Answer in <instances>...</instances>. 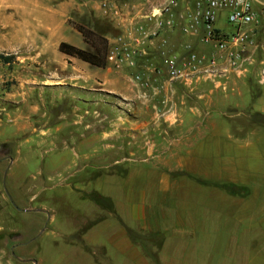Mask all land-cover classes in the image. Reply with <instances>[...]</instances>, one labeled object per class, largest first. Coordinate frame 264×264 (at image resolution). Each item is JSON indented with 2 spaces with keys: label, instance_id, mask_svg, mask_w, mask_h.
<instances>
[{
  "label": "crops",
  "instance_id": "0c3cea01",
  "mask_svg": "<svg viewBox=\"0 0 264 264\" xmlns=\"http://www.w3.org/2000/svg\"><path fill=\"white\" fill-rule=\"evenodd\" d=\"M93 3L95 16L108 19L122 32L117 20L104 16L97 2ZM123 3H126L124 21L127 24L146 22L144 16L150 14V3L145 0H124ZM183 9L184 3L178 10ZM179 12L173 17L175 28H165L147 46L148 55L139 61L143 66L124 67L125 73L109 67L103 70L93 67L61 53V42L57 45L56 56L73 62L77 70L73 75L85 94L96 97L105 90L112 95H123L132 110L122 128L128 131L123 149L118 146L122 141L119 132L101 134L97 118L93 119L96 123L82 127L83 133L63 139L65 146L77 148L80 160L76 171L71 166L66 168L65 185L72 189L75 175L89 168L99 172L97 169L102 166L96 165V160L101 156L115 158L121 155V149L125 162L119 167L126 175L121 177L109 171L121 164L115 160L103 166V173L107 175L97 182L96 193L108 201L111 209L96 203L99 212L85 233L96 247L104 248L111 257L115 254L117 261L124 264H152L132 239V231H139L164 236L158 250L160 264H258L251 263L250 259L264 258V238L262 243L257 241L261 238L259 233H264V145H260L264 135L256 133L261 125L251 115L264 113V86L257 87L262 94L259 96L257 88L253 89L244 80L246 76L262 77L261 64H255L239 78L229 73L213 79L198 77L188 83L169 81L166 70L160 69L159 73L145 74L154 80L152 90L141 89L133 80L137 73L146 72L145 63L161 61L162 51L170 54L179 51L184 55L186 47L191 46L202 53L199 39L181 32ZM17 24L22 32L30 25L29 22ZM116 37L107 38L112 43ZM10 46L14 52L27 48L34 53L31 58L35 61L40 58L46 65L49 62L50 48L46 40L20 36ZM130 81L135 84L131 85ZM256 101L259 105L255 110ZM85 105L88 104L78 103V106ZM96 105L100 104L91 103L93 109H98ZM204 110H212L213 114L209 116L207 112L203 116ZM252 142L257 143L258 149L253 151L254 162L247 165L239 150ZM202 149L214 151L222 162L214 158L209 165H202L199 159ZM246 174L254 177L253 191L247 196L230 193L221 186L246 188ZM198 179L210 183H199ZM262 190L260 196L257 192ZM251 200L254 204L247 205ZM245 209L250 211L244 213Z\"/></svg>",
  "mask_w": 264,
  "mask_h": 264
},
{
  "label": "rangeland",
  "instance_id": "374dc122",
  "mask_svg": "<svg viewBox=\"0 0 264 264\" xmlns=\"http://www.w3.org/2000/svg\"><path fill=\"white\" fill-rule=\"evenodd\" d=\"M93 2L95 0H0V264H124L117 261L115 254L111 257L104 248L96 247L85 233L99 212L96 200L103 199L96 193L99 188L97 182L107 175L103 173V166L113 164L115 160L121 161L116 165V170L110 168L109 171L121 177L126 175L119 166L123 167L125 162L121 149L124 148V135L128 131L122 128L127 124L126 119L130 118L131 105L127 104V98L123 95H112L105 90H101L96 97L85 94L73 75L77 72L73 62L67 58L59 59L55 54L60 42L94 51L76 28L79 25L90 27ZM25 22L30 25L25 26L22 32L17 23ZM217 26L230 30L224 17L219 18ZM20 36L48 42L50 52L47 65L40 58L36 61L31 58L34 53L27 48L14 52L16 50L10 44ZM202 49L204 55L213 50L206 44ZM2 55L11 57V62L5 63ZM178 55L179 51L170 56ZM143 58L138 60V64ZM257 58L264 60V39L260 40ZM150 64L144 65L147 67ZM261 66L262 77L246 76L244 80L248 85L254 84L255 89L264 86V82L259 84L264 81V64ZM108 67L121 73L126 71L125 68L117 70L108 60L107 66L101 69ZM134 82L130 81V84ZM136 84L145 90L154 87V84L147 88ZM256 91L259 96L262 95L258 88ZM195 100L200 101L198 98ZM80 102L88 105L78 106ZM94 102L100 104L95 106L98 109L92 108L91 103ZM258 105L256 101L255 110ZM211 111L204 110L203 116L207 112L211 116ZM256 113L264 115L262 112ZM254 114L251 117L254 118ZM96 118L100 120L101 134L119 132L121 155L115 158L101 156L96 160V165L102 166L97 169L99 172L89 168L79 175L73 173V183L71 179L68 180L71 189L65 185L66 168L71 166V170L76 171L80 160L77 148L65 146L63 139L70 134L83 133L82 127L96 123L93 121ZM258 128L256 133L264 135V125ZM262 144L264 140L261 139ZM244 147L239 154L243 162L251 165L254 162L253 151L258 149L257 143L252 142V145ZM214 158L218 163L222 162L214 151L202 149L199 152L202 165H209ZM6 171V188L13 201L19 208L30 211H20L11 203L4 188ZM198 180L199 183L207 181ZM253 180L252 174H246L248 185L244 196L253 191ZM257 193L262 196L263 190ZM104 203L105 208L111 209L108 201L104 200ZM246 203L249 206L254 204L252 200ZM34 209L45 210L50 217L42 211H31ZM248 211L250 209H245L244 213ZM239 213L243 212L239 210ZM131 234L142 253L149 257L152 264H157L158 237L139 231H132ZM259 235L261 238L258 237L257 241L262 243L264 233ZM250 262L264 264V258L260 261L251 258Z\"/></svg>",
  "mask_w": 264,
  "mask_h": 264
},
{
  "label": "built area",
  "instance_id": "2783aa9c",
  "mask_svg": "<svg viewBox=\"0 0 264 264\" xmlns=\"http://www.w3.org/2000/svg\"><path fill=\"white\" fill-rule=\"evenodd\" d=\"M104 16L117 20L122 32L110 43L107 60L117 69L137 67L138 60L148 55L147 46L152 45L165 28L173 29V19L181 4L185 9L179 12L181 32L199 39L202 45L213 50L203 54L186 47V54L170 56L161 52L169 81L185 83L194 78H218L229 73L237 77L245 75L250 66L264 64L257 58L260 40L264 39V0H145L152 5L146 22L124 21V0H95ZM166 17H169L168 19ZM224 17L230 30L217 26ZM145 73H138L134 81L147 88L153 85L149 75L159 73L153 64Z\"/></svg>",
  "mask_w": 264,
  "mask_h": 264
},
{
  "label": "trees",
  "instance_id": "16d2710c",
  "mask_svg": "<svg viewBox=\"0 0 264 264\" xmlns=\"http://www.w3.org/2000/svg\"><path fill=\"white\" fill-rule=\"evenodd\" d=\"M92 20L90 27H86L83 25L77 26L78 32L82 35L84 41L89 44L94 51L86 50L80 47H77L71 43L68 42H61L59 45V51L69 57L76 58L78 60H81L83 62H86L92 66L98 67V68H105L107 66V56H108V50H109V39L108 36H118L120 32L118 29H116L113 24L108 19H103L96 17L94 13H92ZM1 59L5 63L11 62V57L1 56ZM157 69L164 70L165 64L164 60L161 57V61L157 63H152ZM253 89L254 84L250 85ZM257 86V85H255ZM256 97V95H255ZM264 115H261L259 113L254 114L255 121L260 124L261 126L264 125ZM203 183L209 184V181H204ZM223 188H226L230 193L234 194H243L245 195V188L236 187L233 185H221ZM100 198V197H99ZM103 200V201H102ZM105 199H97L96 201L103 205ZM107 201V200H106ZM105 206V205H104ZM133 235V234H131ZM153 236L158 237L159 239V248L162 245V242L164 240V236L162 234H154ZM133 238V236H132ZM157 264H160L159 260L157 259Z\"/></svg>",
  "mask_w": 264,
  "mask_h": 264
},
{
  "label": "water",
  "instance_id": "95a60500",
  "mask_svg": "<svg viewBox=\"0 0 264 264\" xmlns=\"http://www.w3.org/2000/svg\"><path fill=\"white\" fill-rule=\"evenodd\" d=\"M6 174H7V171L5 172V175H4V188H5V191H6V193H7V195H8V197H9V199H10V201H11V203L14 205V207H16L18 210H20V211H30V210H28V209H22V208H19L17 205H16V203L13 201V199H12V197H11V195L9 194V192H8V190H7V188H6ZM31 211H42V212H45L47 215H48V217H50V214L47 212V211H45V210H31ZM34 240V239H33ZM33 240H31V241H33ZM30 241V242H31ZM29 242V243H30Z\"/></svg>",
  "mask_w": 264,
  "mask_h": 264
}]
</instances>
